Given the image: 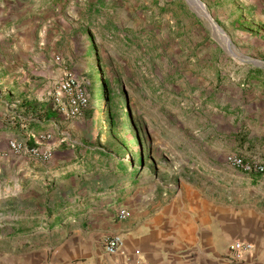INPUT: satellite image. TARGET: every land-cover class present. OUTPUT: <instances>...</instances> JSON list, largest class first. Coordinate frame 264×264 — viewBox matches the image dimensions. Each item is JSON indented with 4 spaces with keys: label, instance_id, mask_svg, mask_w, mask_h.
<instances>
[{
    "label": "rangeland",
    "instance_id": "obj_1",
    "mask_svg": "<svg viewBox=\"0 0 264 264\" xmlns=\"http://www.w3.org/2000/svg\"><path fill=\"white\" fill-rule=\"evenodd\" d=\"M199 1L222 34L191 0H0V75L8 81V90L21 91L24 84L27 91L9 94V108L39 121L49 109L57 114V123L73 125L78 150L89 149L76 159V165L85 163L89 179L77 183L95 189L105 181L117 182L128 191L150 185L155 178L175 179L183 176L182 156L203 154L202 145L210 140H231L240 129L238 123L242 130L247 128L244 122L252 109L253 115L264 117L256 107L264 104V85L248 77L252 69L264 76V0ZM79 13L94 27L96 48L89 36L71 37L72 26L78 25L72 14ZM98 69L119 80L131 100L132 117L122 96L123 116L114 110V129L105 104L88 87L92 74L98 85ZM23 77L28 82H21ZM65 82L73 83L70 95L61 92ZM80 93L88 100L80 116L67 117L54 106L61 98L68 108ZM23 95L36 105L34 113L26 115L14 107L22 104ZM233 111L240 113L236 123ZM251 124L259 126L257 121ZM49 152L51 158L34 164L35 171L54 169ZM259 180L254 178V184ZM39 182L46 189L42 195L58 193L53 180ZM12 190L0 192V203L27 200L22 194L8 198ZM261 190L252 198L264 201ZM39 196L32 192L29 202ZM248 202L260 204L257 199ZM61 220L62 215L55 225Z\"/></svg>",
    "mask_w": 264,
    "mask_h": 264
},
{
    "label": "crops",
    "instance_id": "obj_2",
    "mask_svg": "<svg viewBox=\"0 0 264 264\" xmlns=\"http://www.w3.org/2000/svg\"><path fill=\"white\" fill-rule=\"evenodd\" d=\"M249 77L264 85V76ZM7 82L0 75V192L10 188L8 198L22 194L27 200L0 203V264H109L126 259L151 264H226L233 242L254 246L245 264H264V201L252 198V193L264 189V174H244L224 164L228 156L238 155L264 165V117L253 115V106L249 105L251 117L244 122L247 128L242 130L238 123L240 129L231 140H210L202 145L203 154L182 156L179 173L183 176L155 178L150 185L128 191L123 183L106 181L91 189L77 183L89 179L85 163L76 165V159L87 155L89 149L78 150L79 141L72 139L73 125L57 123V114L49 109L41 121L28 117L36 105L25 95L22 104L14 107L27 116L13 111L9 94L27 91L24 84L21 91L8 90ZM21 82L28 81L23 77ZM239 92L240 98L243 94ZM256 107L264 111L263 103ZM233 113L236 123L240 113ZM254 121L258 127L252 126ZM41 137L46 139L40 141ZM14 140L53 151L50 164L54 169L35 171L34 164L44 162L10 152L8 145ZM75 169L80 170L73 175ZM256 177L260 178L258 185L254 184ZM43 179L53 180L54 192H58L54 197L53 191L42 195L45 187L39 181ZM73 180L76 182L70 184ZM112 185L113 189H107ZM32 192L41 197L29 202ZM253 199L261 205L248 202ZM120 209L128 211L127 220L118 219ZM61 215L60 225H55ZM112 235L122 240L116 256L107 255L103 247Z\"/></svg>",
    "mask_w": 264,
    "mask_h": 264
},
{
    "label": "built area",
    "instance_id": "obj_3",
    "mask_svg": "<svg viewBox=\"0 0 264 264\" xmlns=\"http://www.w3.org/2000/svg\"><path fill=\"white\" fill-rule=\"evenodd\" d=\"M72 82H65L61 85V92L65 95H70L72 90ZM88 100L85 94H77L71 104L65 106L62 103L61 98L55 99L54 106L65 113L67 117L75 118L80 116L81 111L86 108ZM46 138H39L40 141ZM9 150L15 155L26 154L33 158L37 162H46L51 158V154L48 151H41L38 147H29L22 142L16 140L9 142ZM228 166L236 171H241L244 174H264V165L258 162L247 161L238 155H230L227 158ZM117 217L120 221H125L129 217V213L125 209H120L117 213ZM104 251L109 256H116L122 247V240L119 235H112L104 241ZM254 246L246 242H233L229 246L228 255L226 257V264H245L246 258L251 257L253 254ZM109 264H151L146 260L138 259L137 261H130L126 259L121 262H114Z\"/></svg>",
    "mask_w": 264,
    "mask_h": 264
},
{
    "label": "trees",
    "instance_id": "obj_4",
    "mask_svg": "<svg viewBox=\"0 0 264 264\" xmlns=\"http://www.w3.org/2000/svg\"><path fill=\"white\" fill-rule=\"evenodd\" d=\"M78 25L72 26L71 37L83 38L84 36H89L93 48H96V43L94 36L92 34V29L94 27L90 24L89 21H86L84 16L79 13L77 16L72 14ZM250 76L259 75V79L263 78V74L258 69H252L249 73ZM95 76V75H94ZM94 76L89 75L88 87L93 94V97H97L105 104L107 117L109 119V125L111 129L115 128V114L114 110L120 112V117L123 116V102L122 96L125 98L126 112L127 115L132 117L133 111L131 109V100L125 89H122V85L119 83V80H112L107 77V75L101 70L98 69V74H96L97 84L94 83ZM249 77V76H248ZM54 114V113H53ZM141 157L138 161L141 162ZM137 171H133V175L136 177Z\"/></svg>",
    "mask_w": 264,
    "mask_h": 264
},
{
    "label": "water",
    "instance_id": "obj_5",
    "mask_svg": "<svg viewBox=\"0 0 264 264\" xmlns=\"http://www.w3.org/2000/svg\"><path fill=\"white\" fill-rule=\"evenodd\" d=\"M195 6L200 8V10L203 12L204 16L209 20V22L213 25V28L220 34H222V30L217 27V25L213 22V20L210 18V15L208 14L205 6L199 1V0H191Z\"/></svg>",
    "mask_w": 264,
    "mask_h": 264
}]
</instances>
